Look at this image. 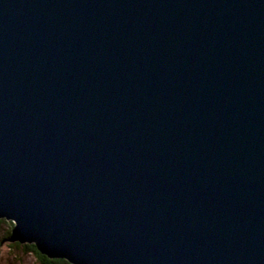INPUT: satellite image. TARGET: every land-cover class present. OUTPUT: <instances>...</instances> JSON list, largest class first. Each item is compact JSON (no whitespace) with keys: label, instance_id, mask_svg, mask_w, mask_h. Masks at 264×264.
<instances>
[{"label":"water","instance_id":"obj_1","mask_svg":"<svg viewBox=\"0 0 264 264\" xmlns=\"http://www.w3.org/2000/svg\"><path fill=\"white\" fill-rule=\"evenodd\" d=\"M0 218L69 264H264V0H0Z\"/></svg>","mask_w":264,"mask_h":264},{"label":"rangeland","instance_id":"obj_2","mask_svg":"<svg viewBox=\"0 0 264 264\" xmlns=\"http://www.w3.org/2000/svg\"><path fill=\"white\" fill-rule=\"evenodd\" d=\"M14 224L15 222L13 223L8 220H4L0 223V237L9 232V239ZM4 242L0 244V264H39L33 253L25 252L24 250H11L9 249L8 244Z\"/></svg>","mask_w":264,"mask_h":264},{"label":"trees","instance_id":"obj_3","mask_svg":"<svg viewBox=\"0 0 264 264\" xmlns=\"http://www.w3.org/2000/svg\"><path fill=\"white\" fill-rule=\"evenodd\" d=\"M4 220L6 219H2L0 218V223H2ZM14 226V225H13ZM13 228V227H12ZM12 230V229H11ZM11 233V232H10ZM9 237V232L8 233H5L3 235H1L0 237V244L4 241H7L9 240L8 239ZM8 244V247L9 249L11 250H24L25 252H30V253H33L36 257V260L38 261L39 264H43V262L41 261L40 257H37V249L35 247L34 244H22L20 242H17V241H13V242H7ZM45 256V255H44ZM48 258V257H47ZM49 260H52V261H55V260H64V259H50L48 258ZM69 264V263H68Z\"/></svg>","mask_w":264,"mask_h":264},{"label":"snow or ice","instance_id":"obj_4","mask_svg":"<svg viewBox=\"0 0 264 264\" xmlns=\"http://www.w3.org/2000/svg\"><path fill=\"white\" fill-rule=\"evenodd\" d=\"M37 257H40L43 264H68L67 260H49L46 256L42 255L39 251L37 252Z\"/></svg>","mask_w":264,"mask_h":264},{"label":"bare ground","instance_id":"obj_5","mask_svg":"<svg viewBox=\"0 0 264 264\" xmlns=\"http://www.w3.org/2000/svg\"><path fill=\"white\" fill-rule=\"evenodd\" d=\"M13 227V226H12Z\"/></svg>","mask_w":264,"mask_h":264}]
</instances>
